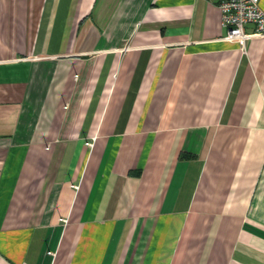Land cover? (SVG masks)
I'll return each mask as SVG.
<instances>
[{"label":"crops","instance_id":"0c3cea01","mask_svg":"<svg viewBox=\"0 0 264 264\" xmlns=\"http://www.w3.org/2000/svg\"><path fill=\"white\" fill-rule=\"evenodd\" d=\"M217 2L0 0V264H264V36Z\"/></svg>","mask_w":264,"mask_h":264},{"label":"built area","instance_id":"2783aa9c","mask_svg":"<svg viewBox=\"0 0 264 264\" xmlns=\"http://www.w3.org/2000/svg\"><path fill=\"white\" fill-rule=\"evenodd\" d=\"M220 24L225 29L223 40L234 42L244 50L248 39L264 36V9L260 0H218ZM251 26L247 31L245 26Z\"/></svg>","mask_w":264,"mask_h":264},{"label":"trees","instance_id":"16d2710c","mask_svg":"<svg viewBox=\"0 0 264 264\" xmlns=\"http://www.w3.org/2000/svg\"><path fill=\"white\" fill-rule=\"evenodd\" d=\"M185 157H192L191 155H185Z\"/></svg>","mask_w":264,"mask_h":264}]
</instances>
